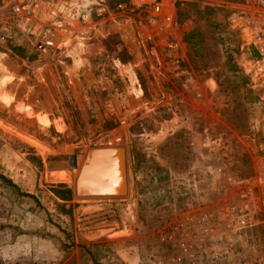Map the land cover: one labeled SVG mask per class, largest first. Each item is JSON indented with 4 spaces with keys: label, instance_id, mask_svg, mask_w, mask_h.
Wrapping results in <instances>:
<instances>
[{
    "label": "rangeland",
    "instance_id": "obj_1",
    "mask_svg": "<svg viewBox=\"0 0 264 264\" xmlns=\"http://www.w3.org/2000/svg\"><path fill=\"white\" fill-rule=\"evenodd\" d=\"M27 1L0 0V264H264V0H92L89 21L43 54L13 22ZM190 3L228 12L203 15L213 31ZM193 29L198 51L182 41ZM111 36L128 62H109ZM109 64L121 93L94 74ZM94 146L124 150L125 194L76 198L49 180L72 178L68 157Z\"/></svg>",
    "mask_w": 264,
    "mask_h": 264
},
{
    "label": "built area",
    "instance_id": "obj_2",
    "mask_svg": "<svg viewBox=\"0 0 264 264\" xmlns=\"http://www.w3.org/2000/svg\"><path fill=\"white\" fill-rule=\"evenodd\" d=\"M91 1L66 0L51 6L46 0H28L23 6H12L11 13L14 25L22 34L37 41L36 46L43 54L56 50L64 41L69 40L78 27L89 21L92 4L98 5L97 3L103 2V0H94L91 4ZM41 4L52 8L51 11L44 10L47 20L38 18L33 12L35 9L43 11ZM127 5L132 9L140 7L158 11L155 0H127ZM258 186L264 189V161L262 160H259L258 164Z\"/></svg>",
    "mask_w": 264,
    "mask_h": 264
},
{
    "label": "water",
    "instance_id": "obj_3",
    "mask_svg": "<svg viewBox=\"0 0 264 264\" xmlns=\"http://www.w3.org/2000/svg\"><path fill=\"white\" fill-rule=\"evenodd\" d=\"M75 168L76 157H68V169ZM124 183V150L120 147L94 146L84 153L73 181L72 192L76 198H116L123 190Z\"/></svg>",
    "mask_w": 264,
    "mask_h": 264
},
{
    "label": "trees",
    "instance_id": "obj_4",
    "mask_svg": "<svg viewBox=\"0 0 264 264\" xmlns=\"http://www.w3.org/2000/svg\"><path fill=\"white\" fill-rule=\"evenodd\" d=\"M215 1H220L222 3H230V4H242L246 0H215ZM188 5L189 7L192 8L193 16L197 18L198 20L203 21L204 24L206 26L211 27L213 31H216L217 25L214 22H212L209 19V17L207 16L203 17V15L204 14L208 15V13H212L215 10L225 11L226 13L228 12L227 10H222V8L216 9V8H210V7H205V6L200 7L199 4H195V3L193 4L190 3ZM176 15L177 17H180L181 15H183V13L182 11L178 10ZM182 41L189 50L194 49L196 51L200 50V46L203 43L201 33L197 29H193L185 33L182 37ZM102 45L104 47V51L106 52L109 58V62L112 60H116L120 64H124L129 61L130 57L126 55L124 48L121 46V43L118 41L117 37L115 36L106 37L102 41ZM94 74L97 76L102 74V77H105L108 80H110L112 89H118L117 92L119 93L123 91L122 90L123 85L119 81V79L114 75V70L110 64L108 67H102V68L98 67L97 69H95ZM138 81L140 82V86L142 90H144L142 83H141V79L139 77H138ZM245 92L247 94L250 93L249 91H245ZM117 125L118 123L116 121H108L104 123L102 126V133H107V132L114 130L117 127ZM0 178L2 180H5L2 177ZM11 186L15 188L14 185H11ZM51 188L52 189L50 192L52 193L54 198H56V200L58 201L55 203L56 211H58L61 215H69L70 207H71V205L69 204L71 200V191L69 190V188H67L63 184L52 185ZM23 195L33 198L31 195H26V194H23Z\"/></svg>",
    "mask_w": 264,
    "mask_h": 264
},
{
    "label": "bare ground",
    "instance_id": "obj_5",
    "mask_svg": "<svg viewBox=\"0 0 264 264\" xmlns=\"http://www.w3.org/2000/svg\"><path fill=\"white\" fill-rule=\"evenodd\" d=\"M47 2L49 3V4H51V6H56L57 4H56V0H47ZM57 3H59V2H57ZM50 6V7H51ZM34 12V14L38 17V18H41V19H45V20H47L48 19V17L47 18H45L47 15H44L45 14V12L44 11H41V10H34L33 11ZM48 13V12H47ZM48 15H50L49 13H48ZM77 45V44H76ZM75 48V47H74ZM81 48V47H80ZM79 48V49H80ZM72 50V49H71ZM76 51H78V49L77 50H75L74 52H76ZM80 51H81V49H80ZM73 52V53H74ZM82 52V51H81ZM77 53V52H76ZM127 72H129V71H127ZM131 76H133V75H131ZM141 93V92H140ZM81 162H82V160L80 161V164H81ZM80 164L78 165V161L76 160V171H75V174H74V176L72 177V179L69 177V175L68 174H66V173H64V172H56V173H51L50 175H49V180L51 181V182H56V183H58V182H66V181H71V183H72V188H73V181H74V178H75V176H76V174H77V170H78V167L80 166ZM58 171V170H57ZM126 190H127V187H126V183H124V188H123V190L121 191V193H119V196H121V195H123V194H125V192H126Z\"/></svg>",
    "mask_w": 264,
    "mask_h": 264
}]
</instances>
